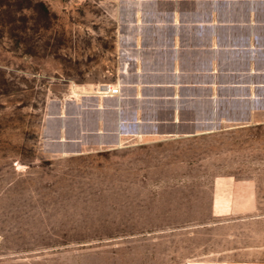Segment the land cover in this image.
<instances>
[{
	"label": "rangeland",
	"instance_id": "374dc122",
	"mask_svg": "<svg viewBox=\"0 0 264 264\" xmlns=\"http://www.w3.org/2000/svg\"><path fill=\"white\" fill-rule=\"evenodd\" d=\"M113 8L0 0V264H42L49 247L92 246L58 243L80 236L97 237L93 246L120 264L224 248L264 263V140L227 133L59 153L64 105L110 79Z\"/></svg>",
	"mask_w": 264,
	"mask_h": 264
},
{
	"label": "crops",
	"instance_id": "0c3cea01",
	"mask_svg": "<svg viewBox=\"0 0 264 264\" xmlns=\"http://www.w3.org/2000/svg\"><path fill=\"white\" fill-rule=\"evenodd\" d=\"M109 1L117 23L107 82L118 84L119 93L81 95L64 105L59 153L227 133L264 140V0ZM58 243L92 246L49 247L42 264H120L117 253L93 246L97 237ZM180 261L169 264H264L226 248Z\"/></svg>",
	"mask_w": 264,
	"mask_h": 264
},
{
	"label": "built area",
	"instance_id": "2783aa9c",
	"mask_svg": "<svg viewBox=\"0 0 264 264\" xmlns=\"http://www.w3.org/2000/svg\"><path fill=\"white\" fill-rule=\"evenodd\" d=\"M93 91V96L96 98L110 97L119 93V86L110 82H101L93 87Z\"/></svg>",
	"mask_w": 264,
	"mask_h": 264
}]
</instances>
